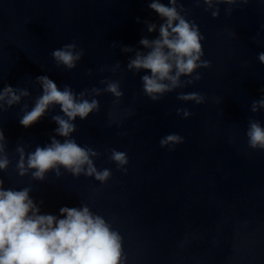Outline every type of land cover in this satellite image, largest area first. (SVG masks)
<instances>
[{
	"label": "water",
	"instance_id": "obj_1",
	"mask_svg": "<svg viewBox=\"0 0 264 264\" xmlns=\"http://www.w3.org/2000/svg\"><path fill=\"white\" fill-rule=\"evenodd\" d=\"M149 2L0 0V88L10 84L31 93L0 112L11 160L0 178L5 187L30 186L36 202L43 201L42 212L87 204L105 216L123 236L127 264H264V150L249 148L246 137L249 119L264 123V109L251 111L264 86V64L257 59L264 51V0L221 4L215 18L206 5L182 0L205 36L204 59L211 66L198 70L199 81L160 101L143 94V71L127 69L135 53L121 50H145L140 39L158 34L136 21L160 22ZM74 40L85 52L77 67H56L52 51ZM39 75L77 93L105 87L104 79L120 81V101L114 104L110 93L97 97L100 110L77 118L73 134L101 153L94 160L99 169H111L106 183L63 168L61 176L49 172L44 181L17 174V145L34 151L49 143L57 126L52 116L62 114L57 107L31 127L19 124L23 104L30 107L41 94ZM181 92H199L206 101H181ZM178 108L192 115L183 118ZM170 133L184 137L174 151L159 143ZM113 148L127 153V172L109 159Z\"/></svg>",
	"mask_w": 264,
	"mask_h": 264
},
{
	"label": "clouds",
	"instance_id": "obj_2",
	"mask_svg": "<svg viewBox=\"0 0 264 264\" xmlns=\"http://www.w3.org/2000/svg\"><path fill=\"white\" fill-rule=\"evenodd\" d=\"M195 3L206 5L204 10H212L211 15L215 18L220 15L219 5H247L249 0H195ZM147 6L157 14L160 22L141 21L140 17H136V21L143 22L149 33L158 34L154 39L146 36L140 39L139 44L145 50L128 45L122 46L121 50L135 53L129 58L127 69L135 73L143 71V94L152 101H160L165 94L199 81L202 77L198 70L210 67L211 62L204 59L205 36L196 21L189 19L182 0H150ZM231 11V7L225 9L228 14ZM84 54V49L74 40L53 50L51 56L56 67L72 70ZM257 59L264 64V51L257 54ZM115 67L119 68V62ZM88 75H92V69ZM182 77L187 79L182 80ZM35 79L42 89L41 94L30 107L23 104L19 124L31 127L57 107L62 114L52 116L57 126L49 143L37 145L34 151H25L22 145H17V174L30 173L33 180L44 181L49 172L61 176L63 168L74 177H94L101 184L106 183L112 175L111 169H99L94 160L101 153L91 146L79 144L73 134L77 118L86 120L100 110L97 97L110 93L115 98L114 104L120 101L124 95L120 81L104 79L100 83L105 87L93 86L77 93L70 85L60 87L48 75H39ZM260 92L261 98L251 106L254 113L264 109V86ZM30 95L26 88L5 84L0 88V112L20 105L23 98ZM177 98L196 104L206 101V96L199 92H181ZM177 114L183 118L192 115L186 108H178ZM246 137L249 148L264 150V123L249 119ZM183 142L184 137L178 133L166 134L159 141L160 146L169 151H174ZM7 143L4 130L0 128V171H6L11 163ZM109 159L115 162L118 170L127 172L129 158L126 152L113 148ZM31 193L30 186L5 187L0 178V264H127L123 236L105 216L94 212L87 204L61 206L59 214L42 212L40 204L43 201L38 204Z\"/></svg>",
	"mask_w": 264,
	"mask_h": 264
}]
</instances>
